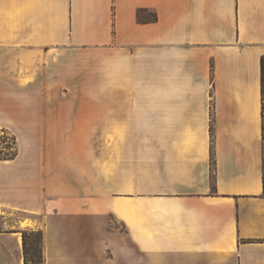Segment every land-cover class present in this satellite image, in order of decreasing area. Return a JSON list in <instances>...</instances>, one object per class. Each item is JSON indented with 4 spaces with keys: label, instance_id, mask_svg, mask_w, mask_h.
I'll use <instances>...</instances> for the list:
<instances>
[{
    "label": "crops",
    "instance_id": "1",
    "mask_svg": "<svg viewBox=\"0 0 264 264\" xmlns=\"http://www.w3.org/2000/svg\"><path fill=\"white\" fill-rule=\"evenodd\" d=\"M262 62L264 0H0V264L25 230L43 264H264Z\"/></svg>",
    "mask_w": 264,
    "mask_h": 264
},
{
    "label": "trees",
    "instance_id": "2",
    "mask_svg": "<svg viewBox=\"0 0 264 264\" xmlns=\"http://www.w3.org/2000/svg\"><path fill=\"white\" fill-rule=\"evenodd\" d=\"M140 17V11L137 13ZM155 18V17H154ZM262 71V85L264 82L263 76V62L261 66ZM263 130V141H264V125L262 126ZM15 155V154H14ZM11 156L10 158L14 157ZM8 158V159H10ZM5 159V158H3ZM213 153L211 152V166H213ZM212 188L214 189V176H211ZM263 187H264V162H263ZM32 239L29 241V239ZM22 239V250H23V259L24 264H43V255H42V233L41 231H32L25 230L21 232Z\"/></svg>",
    "mask_w": 264,
    "mask_h": 264
},
{
    "label": "rangeland",
    "instance_id": "3",
    "mask_svg": "<svg viewBox=\"0 0 264 264\" xmlns=\"http://www.w3.org/2000/svg\"><path fill=\"white\" fill-rule=\"evenodd\" d=\"M14 153H15L14 137L10 134L0 133V159L3 158L8 159L11 156H13ZM20 220H21V216L19 214L11 211H6L4 209H0V233L15 229L17 224H19ZM32 231H38V230H32ZM31 239L32 237L29 239V241Z\"/></svg>",
    "mask_w": 264,
    "mask_h": 264
}]
</instances>
